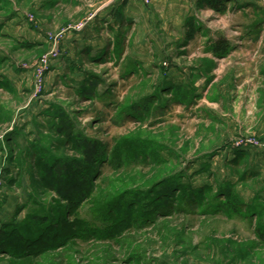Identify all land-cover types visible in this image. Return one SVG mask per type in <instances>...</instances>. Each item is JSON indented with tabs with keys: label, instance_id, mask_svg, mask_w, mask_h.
<instances>
[{
	"label": "rangeland",
	"instance_id": "374dc122",
	"mask_svg": "<svg viewBox=\"0 0 264 264\" xmlns=\"http://www.w3.org/2000/svg\"><path fill=\"white\" fill-rule=\"evenodd\" d=\"M108 1L0 0V226L11 222L29 236L48 222L83 221L49 250L0 251V264H264L256 234L264 205L235 212L217 189L236 180L241 202L239 191L264 190V173L247 174L249 156L227 162L236 148L264 154V0H227L224 11L196 3L185 21L196 26L191 38L187 27L166 33L153 8L145 54L134 52L132 25V66L121 43L96 60L77 55V70L97 82L95 92H79L85 82L66 65L54 77L51 64L67 32ZM37 36L45 43L21 46ZM218 39L229 43L222 55L211 52ZM61 119L72 126L62 131ZM80 138L97 143L89 159L74 143ZM68 158L85 161L74 172L91 190L74 209L46 186L73 176ZM106 206L128 225L106 229ZM13 245L24 249L16 237Z\"/></svg>",
	"mask_w": 264,
	"mask_h": 264
},
{
	"label": "crops",
	"instance_id": "0c3cea01",
	"mask_svg": "<svg viewBox=\"0 0 264 264\" xmlns=\"http://www.w3.org/2000/svg\"><path fill=\"white\" fill-rule=\"evenodd\" d=\"M199 0H152V4H145L142 0H116L98 6L88 17L83 25L78 29H71L65 35L61 48L63 56L53 60L51 72L55 77L63 72V65L68 66V71L77 81H84L87 76L84 72H79L77 65V55L95 56L103 53L115 54L118 46L123 47L124 54L131 58L132 66V25L134 34V52L145 54L150 50L149 37L152 36L149 22H152L153 8L165 17L166 33L169 29L181 32L186 27L185 21L188 15H193L194 6ZM238 6L242 4H252L251 0H232ZM258 3V2H257ZM254 4V3H253ZM165 15V16H164ZM137 31V32H136ZM30 40V39H28ZM39 37L30 40L32 43H45L39 41ZM45 40V39H43ZM122 51V52H123ZM76 58L77 60H75ZM78 71V72H77ZM77 76V77H75ZM249 154L250 169L254 172L264 173V154L258 149H247ZM231 156H229L230 158ZM228 158V160H229ZM229 177V176H228ZM230 180V177L227 178ZM261 180V179H260ZM246 205L259 203L264 205V190L243 194L239 191Z\"/></svg>",
	"mask_w": 264,
	"mask_h": 264
},
{
	"label": "trees",
	"instance_id": "16d2710c",
	"mask_svg": "<svg viewBox=\"0 0 264 264\" xmlns=\"http://www.w3.org/2000/svg\"><path fill=\"white\" fill-rule=\"evenodd\" d=\"M226 1L227 0H199L198 4L200 5H206V7L208 8H212L215 9L217 11H224L226 9ZM187 36L188 37H192L193 34L197 31L196 30V26L195 24H193L192 22H188L187 25ZM35 43L32 42H22L21 46L25 47V48H31L34 46ZM229 47V43L227 42V40L224 39H218L216 41H213L212 45H211V52L216 54V55H222L224 53H226L227 48ZM101 55H95V56H91L90 58L92 60H96L99 59ZM85 82V84H83V87H79L78 91H91L95 92V86L97 85V82L95 79L93 78H89V76H87V79L83 81V83ZM88 86L87 88L84 86ZM186 96V95H185ZM59 116V118H63L64 115H57ZM60 128L62 129V131H64V129H66L67 127H71L72 124L69 121L68 123H66L65 121H62V119L60 120ZM59 128V129H60ZM77 147L80 149V152H82V155H86L84 156V158H90L91 156L94 155V151L96 148L97 143L92 144L89 140H84L83 138H80L79 141L74 142ZM87 147V150H85L84 148ZM230 154L228 155L231 156L229 158V161L227 160V162H233L234 164L237 163L239 160H241L245 155L248 156V153L245 149H233L230 150L229 152ZM119 152H118V156H119ZM49 160L47 163H45V165L41 168L39 165V169L41 168L44 175H46L45 177H48L49 172H51V170L53 169L51 167V164L53 163V159H51V155H49ZM227 158V159H228ZM61 160V159H60ZM59 162V161H58ZM85 162L83 159H74V158H68L66 159V161H64L63 165H68L71 166L73 168V171H71V178H67L65 179V186H62V182H63V178L61 176H58L57 180L60 182L59 184L57 183H53V182H47L46 186L54 189V191H56L60 196L64 197L65 199H67L70 202V205L72 206V209L78 207L81 199L85 196L86 192H90V188L89 186H86L85 188H82V184H83V180L82 177H79L76 172H74V170H77L81 167H85L84 163ZM70 168H66L67 172H70L69 170ZM55 170H53L52 172H54ZM255 172L252 169H248L247 174H254ZM37 175V174H36ZM235 181L229 180V181H224L220 184V186L217 188L219 190H221V193H223L222 195L225 196L228 201L226 202V207L228 209H232L235 212H239L240 207L241 206H247L246 204H244V202H241L240 199L238 198L239 196H237L238 194L235 192L234 190V183ZM198 194H200L201 192L204 191V187L202 186L199 190H196ZM192 194L195 193V190H191L190 191ZM106 204H110V201L107 202ZM262 205V204H261ZM260 205V206H261ZM102 208V207H101ZM107 212L109 213L108 215L104 214V216H107L106 218L111 219V225H107L105 226L106 229L108 228H112L116 222L113 219V215H110L109 212V208L106 206ZM100 209L95 208V211H99ZM139 212H135L132 211V222L138 218ZM122 216V215H121ZM33 219H37L40 220L41 222L46 221V216H32ZM117 219V223L114 226V229L118 230H122L124 227H126L129 223V220H125V217H116ZM114 220V222H113ZM115 223V224H114ZM83 224L82 219L80 218H75L74 223H68V221H64L62 223H60L59 225L56 224L54 222H48L47 224H45L43 227H38L37 229V233H32V234H28L29 236H24L21 233V229L18 225H14L11 222L10 223H3L0 226V251H5L8 252L9 254H11L12 256H16V257H21L23 255H27L28 251H31L29 248L27 249L26 247H28L29 245H34V250L33 252L38 253L40 251H45V250H49L51 248H54V243H56L58 240L61 239L62 232H67V231H72V227L76 228ZM58 225V226H57ZM70 225V226H69ZM29 228V227H28ZM49 234V235H48ZM67 234V233H66ZM257 237L260 241L264 242V227L263 229L260 228V230H258V232H256ZM73 235V233H68L67 236L65 237V235L63 236V238L61 239L62 241L70 238ZM46 236H48V242L47 244L42 247H38V245L42 244V241H45ZM17 238L19 243H22V245L24 246V249L21 252H15L14 250L19 249V246H14L13 245V238ZM9 248H11L13 251H11Z\"/></svg>",
	"mask_w": 264,
	"mask_h": 264
},
{
	"label": "built area",
	"instance_id": "2783aa9c",
	"mask_svg": "<svg viewBox=\"0 0 264 264\" xmlns=\"http://www.w3.org/2000/svg\"><path fill=\"white\" fill-rule=\"evenodd\" d=\"M113 1H116V0H109L108 2H113ZM57 55V53L54 51H52V52H50V54H47L45 57H44V60L43 61H45V59L47 60V58H49L50 56L52 57V56H56ZM249 143V142H248Z\"/></svg>",
	"mask_w": 264,
	"mask_h": 264
}]
</instances>
